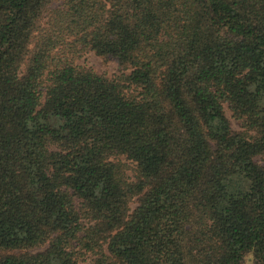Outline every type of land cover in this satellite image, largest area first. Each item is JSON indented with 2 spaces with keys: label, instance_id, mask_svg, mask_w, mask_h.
I'll use <instances>...</instances> for the list:
<instances>
[{
  "label": "trees",
  "instance_id": "16d2710c",
  "mask_svg": "<svg viewBox=\"0 0 264 264\" xmlns=\"http://www.w3.org/2000/svg\"><path fill=\"white\" fill-rule=\"evenodd\" d=\"M247 255L264 264V0H0V264Z\"/></svg>",
  "mask_w": 264,
  "mask_h": 264
},
{
  "label": "rangeland",
  "instance_id": "374dc122",
  "mask_svg": "<svg viewBox=\"0 0 264 264\" xmlns=\"http://www.w3.org/2000/svg\"><path fill=\"white\" fill-rule=\"evenodd\" d=\"M74 63L79 66L83 67H90L98 74H102L106 77H114L117 74H120L123 71L122 65L113 57L111 56H101L93 52L92 50H87L84 52H80L78 57L74 58ZM127 72V70H126ZM225 114L229 119L230 125L232 130L239 131L241 130L240 122L232 116V112L229 108L225 105ZM125 163H127L130 167L133 166V163L129 160L122 157ZM131 175V171L128 170L127 172ZM135 206V200L131 201L130 207L133 208ZM81 264H91L90 257H85L81 259ZM242 264H252L251 259L248 255L245 257Z\"/></svg>",
  "mask_w": 264,
  "mask_h": 264
}]
</instances>
